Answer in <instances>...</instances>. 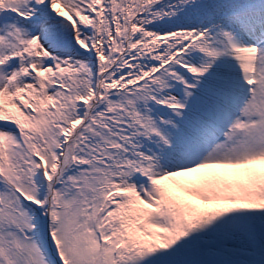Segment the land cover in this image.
<instances>
[{
    "label": "snow or ice",
    "instance_id": "obj_1",
    "mask_svg": "<svg viewBox=\"0 0 264 264\" xmlns=\"http://www.w3.org/2000/svg\"><path fill=\"white\" fill-rule=\"evenodd\" d=\"M0 264H264V0H0Z\"/></svg>",
    "mask_w": 264,
    "mask_h": 264
}]
</instances>
